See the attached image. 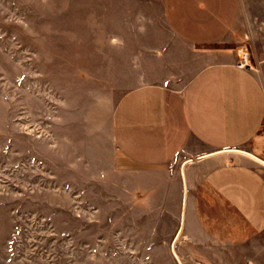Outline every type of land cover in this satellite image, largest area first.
<instances>
[{"label": "rangeland", "instance_id": "rangeland-1", "mask_svg": "<svg viewBox=\"0 0 264 264\" xmlns=\"http://www.w3.org/2000/svg\"><path fill=\"white\" fill-rule=\"evenodd\" d=\"M260 8L254 30L217 44L237 59L247 52L254 69L264 59ZM215 48L177 37L162 0H0V264L203 262L183 228L175 237L179 160L126 163L110 116L132 86L180 90ZM217 250L206 255L214 264L244 257L229 239Z\"/></svg>", "mask_w": 264, "mask_h": 264}, {"label": "crops", "instance_id": "crops-1", "mask_svg": "<svg viewBox=\"0 0 264 264\" xmlns=\"http://www.w3.org/2000/svg\"><path fill=\"white\" fill-rule=\"evenodd\" d=\"M162 4L177 37L194 47H216L210 53L217 58L178 91L156 82L124 90L110 116L113 147L134 166L179 160V224L184 238L198 244L191 253L203 261L190 264H214L206 255H218L225 239L239 248L241 264H255L264 253V59L256 69L243 68L237 51L223 52L217 44L240 26L254 30V9L261 7L264 25V0Z\"/></svg>", "mask_w": 264, "mask_h": 264}, {"label": "built area", "instance_id": "built-area-1", "mask_svg": "<svg viewBox=\"0 0 264 264\" xmlns=\"http://www.w3.org/2000/svg\"><path fill=\"white\" fill-rule=\"evenodd\" d=\"M237 65L247 69H254V66L249 61L248 54L245 51L239 53V60L237 62ZM247 264H249L248 261Z\"/></svg>", "mask_w": 264, "mask_h": 264}, {"label": "water", "instance_id": "water-1", "mask_svg": "<svg viewBox=\"0 0 264 264\" xmlns=\"http://www.w3.org/2000/svg\"><path fill=\"white\" fill-rule=\"evenodd\" d=\"M263 162V161H262ZM180 228H181V222H180V224H179V227L177 228V231H176V233H175V237L178 235V233H179V231H180ZM174 237V238H175Z\"/></svg>", "mask_w": 264, "mask_h": 264}]
</instances>
